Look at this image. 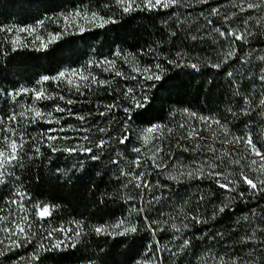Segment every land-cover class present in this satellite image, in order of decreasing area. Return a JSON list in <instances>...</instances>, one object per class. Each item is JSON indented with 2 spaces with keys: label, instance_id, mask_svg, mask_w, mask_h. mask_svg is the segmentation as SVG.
Masks as SVG:
<instances>
[{
  "label": "trees",
  "instance_id": "1",
  "mask_svg": "<svg viewBox=\"0 0 264 264\" xmlns=\"http://www.w3.org/2000/svg\"><path fill=\"white\" fill-rule=\"evenodd\" d=\"M110 4V8H105V4ZM191 6H184L187 4ZM232 0H208L205 4L197 3L196 0H179L178 4L169 9H160L153 12L136 11L131 14L122 15L120 8L116 5V0H0V24L24 25L35 24L37 19H45L46 16H53L60 12H73L76 9H84L87 5L92 11H97L101 15L115 16L117 22L109 24L104 28L95 27L84 33L78 31L73 33L71 30L64 35L61 40L50 45L48 49L40 52L34 51L40 41L32 44L36 36L41 40L47 41L48 33L60 31L64 27L61 19L55 23L45 19V25L37 28V31L29 36L27 33H21L22 43H27L29 47H20L17 52L11 51V44L7 45L9 56L0 55V88L11 89L12 87H43L47 96L62 94L66 98H72L76 103L69 106L65 101H60L58 96L53 99H44L37 102L44 112L53 111L55 104H61L66 108L78 114H85L88 111L95 112L97 105L113 103L116 97L108 94L109 89H100L92 85V91L85 89V95L80 96L75 93L77 84L83 86L86 82L79 77L62 78L60 82L48 81L43 85H37L36 80L40 75H55L62 70L78 69L83 70L84 75L89 72L96 75L99 79H113L114 84L119 83L123 86L125 83H134L133 81H124L118 77H113L109 72L104 71V66L87 67L86 62L90 58H98L99 55L110 56L117 49L125 53V57L117 60V68L126 74H132V68L151 65L153 70L157 62L165 67L161 73L162 78L153 83L154 87L148 92L149 100L140 109L132 112L130 115L133 127L138 129L136 135L132 136L127 142V146L120 145L118 139L111 141V146L102 155L101 159L93 161L90 158L85 161L83 169H73L76 162V156H68L63 152L53 154L50 149L42 148L46 153L45 157L29 160L24 157V167H15L14 175L7 179L6 185H0V216L8 215V208L11 207L14 212L15 205L6 203L11 198L21 200L22 203L32 213L30 216L31 230L40 233L42 236L54 228H75L70 221H82L89 225L116 224L122 218L129 215L128 203L139 205L141 201L137 198L135 201L125 202L127 197L136 196V181L131 175L121 176V170L125 172L141 171L146 165L150 168L153 163L154 148L163 145L167 150L171 146V157L165 161L168 164H183L184 171L187 172L190 167L195 166V162L207 158L211 155L208 152L199 154L193 152H184L177 147V143L184 144L187 147L195 148V143H189L188 140H180L181 136L186 137L190 128H181V123L191 124L199 133L198 139L201 144L205 142L214 144L220 150L218 154L225 156V172H231L227 156L231 154L234 159H239L235 151L230 153L227 150L235 149L243 153L245 146L243 144H226L221 146L220 141L224 137L222 128L212 124L211 129L204 127L199 121V115L213 116L225 121L234 135L243 132L246 124H251L258 138H264V123L257 127V122L264 120V117L252 113L251 116L244 115L240 109H237L238 116L233 119L227 112L229 107H236L238 97L233 96L234 85L229 84L225 79V71L232 70L236 73V79L243 85L241 95L250 92L252 87L258 85V81L249 80L241 76V73L248 72L249 66L241 67L239 59L230 61L229 64L218 72L210 67V62L218 58L220 44L223 40L217 42L218 34L209 32L212 25L207 23L211 19L216 27L224 26L223 15L231 14L237 11L231 7ZM223 5V7H221ZM211 7L220 8V16H208ZM181 22L178 24L176 18ZM163 20H168L170 27L164 26ZM243 27V24H240ZM175 32L176 35H171ZM199 34L202 40L193 42L191 35ZM9 34L0 33V41L4 40ZM225 49L227 44H224ZM153 49L149 52V49ZM95 50V53L93 52ZM250 49H255L251 54L252 64L251 73L259 74L261 68H264V62L256 59L258 55H264V35L256 38L251 44H243L237 50V57L249 58ZM177 52L185 54L188 62H195L199 66V71L190 67H174L167 63L168 59H176ZM71 79V84H69ZM59 83V87L57 84ZM71 89V93L69 92ZM256 91L259 92L257 86ZM21 101L32 103L31 94L17 98ZM13 108L17 112L21 111L20 105L14 104L11 98L7 101L0 96V117L7 123V115L11 114ZM187 109L188 111H185ZM195 112L197 118L193 119L189 113ZM60 116V125H63L64 132L57 131V136L67 135L72 139L56 140L53 143L57 147L75 146L78 142L77 136H90L92 143L87 144L95 149V143L103 135L98 132L96 127H92V122L97 121L98 127H108L113 137L120 136V127L111 126L107 120H103L98 115L87 118V122L81 124L75 117L67 113H54ZM117 119L124 117L121 110H114L112 113ZM154 124H160L162 128L153 129L148 132L147 129ZM54 122L48 125L39 122L27 127V134L37 136L41 128H59ZM16 125H14L15 127ZM70 126L75 128H92L91 133H76ZM168 128L172 132H168ZM18 138V136H17ZM27 138V136H26ZM38 138V137H37ZM231 139V136L228 137ZM79 143H84L80 140ZM140 148V153L133 151V148ZM29 154L31 148L28 149ZM160 155H163L161 153ZM47 157H51L49 160ZM195 157V159H194ZM119 159L118 165H113L111 159ZM139 158L142 161L141 168H136L134 161ZM57 169L60 171L58 172ZM172 168L163 175H156L155 172L150 177L153 186L159 180L166 185L161 189L154 188V194L160 195L161 191L167 198L168 204L162 206V214L153 213V219L159 221V227L168 228V231L158 233L153 237L151 233L141 231L132 237L117 238L111 241L108 246L107 254L103 255L100 264H122L123 259H133L138 254L143 255L148 243H154L159 240L161 245L167 244L175 250L174 243H169L172 238L171 224L182 227L185 212L189 217L190 227L186 230L188 237L193 241V247L187 253L173 257L167 251L157 253V259L161 264H213V261L207 259L209 255L219 253L220 256L238 255L244 260H248L247 253L250 252L252 245L240 243L246 233L251 232V228L245 222L244 217L249 216L252 208L264 207V196L257 199L236 200L233 207L226 208L224 213L218 212L219 200H224L219 196L224 190L218 189L211 180L193 178L190 181L187 177L185 182L178 184L175 180L168 178L174 175ZM7 175V174H6ZM255 176V173H251ZM20 177V180H16ZM128 186L125 188L124 185ZM246 188V185H242ZM26 192L28 195L20 197L18 192ZM31 196L29 200L28 196ZM201 195L205 200L198 208H194L196 201ZM233 195H236L233 193ZM219 196V200L217 199ZM103 200V203L101 201ZM258 201V202H257ZM227 202V201H226ZM33 203H39L40 207L47 206L49 214L41 218L35 213L32 207ZM171 205V206H169ZM174 206V207H172ZM216 209V216L213 218V209ZM196 215L206 219L207 223H196L191 220V216ZM239 221V223H237ZM140 222H143L141 216ZM132 223H137L133 220ZM156 225H154L155 227ZM88 231L87 229L85 230ZM217 233L223 234V239L217 236ZM56 236L63 239V234L55 233ZM214 239H210L213 238ZM40 237H37L39 239ZM105 237H97L94 231L82 236L81 241L75 248L68 247L60 252L43 253V264H98L96 256L99 253L98 247L102 244ZM4 239V233L0 232V240ZM110 239V238H109ZM27 247L13 249L8 251L5 257H0V264H24L19 260L21 256H27L32 251L34 244ZM47 243V241H44ZM7 243V241H5ZM212 245L209 252V245ZM0 250H4L0 245ZM139 258V256H137ZM155 264V262H154ZM217 264L219 260L217 258Z\"/></svg>",
  "mask_w": 264,
  "mask_h": 264
},
{
  "label": "snow or ice",
  "instance_id": "2",
  "mask_svg": "<svg viewBox=\"0 0 264 264\" xmlns=\"http://www.w3.org/2000/svg\"><path fill=\"white\" fill-rule=\"evenodd\" d=\"M179 0H116V5L120 8L122 15L131 14L136 11L141 12H153L160 9H169L171 6L178 4ZM197 3L205 4L208 0H196ZM184 6H191L187 4ZM105 8H110V4H105ZM223 7V5H221ZM231 7L237 9V11H232L231 14H224V26L216 27L211 19L207 20L212 28L209 32L218 34L217 42L223 40L224 43L220 44V50L218 52V58L214 62H210V67L216 69L218 72L224 67V65L229 64L230 61L239 59L241 67L249 66V71L241 73V76L247 77L249 80L258 81V85L252 87L250 92H245L241 95L243 85L241 81L236 79V73L232 70L225 71V79L229 82L230 86L234 85L233 96L238 97L236 107H229L227 112L231 114L233 119L237 118V109H240L244 115L251 116L255 113L257 116L264 117V68H261L259 74L251 73L250 68L252 64L251 54L255 49H250L249 58L244 59L242 57H237L236 52L243 44H251L253 40L264 35V0H232ZM208 16H220L221 11L218 7H211ZM45 19L59 23L62 19L64 22V27L60 31L48 33L47 41L41 40L39 36H36L32 44H36V41H40L39 45L34 49L36 52L41 50H46L48 47L57 41L61 40L62 37L69 33L71 30L73 33L79 32L84 33L87 30H92L95 27L104 28L109 24H115L117 22L115 16H105L101 15L97 11H92L87 5L84 9H76L73 12H60L53 16H46ZM45 19H37L35 24H24V25H11L0 24V33L9 34L11 39L9 40L8 35L5 36L4 40L0 41V55L3 57L9 56V51L7 45L11 44V51L17 52L20 47L27 48L29 45L27 43H22L20 39L21 33H27L29 36L33 35L37 28L43 27L45 25ZM83 21L80 23L79 21ZM178 24L181 22L179 18H176ZM162 23L166 27H170L168 20H163ZM243 27H240V24ZM171 35H176L172 32ZM191 40L196 42L197 40H202L203 37L199 34L191 35ZM227 44L225 49L224 44ZM153 49H149L152 52ZM264 51V50H261ZM95 53V50L93 49ZM176 59H168L167 63L173 65L174 67H190L193 70L199 71V66L195 62H188L185 58V54L177 52ZM109 56L99 55L98 58H90L86 64L90 69L95 65V67L104 66V71L109 72L113 77H118L124 81H133L134 83H125L121 86L119 83L114 84L113 79H99L96 75L91 72L88 75H84L83 70L71 69L59 71L55 75L43 74L40 75L36 80L37 85H43V83L48 81L60 82L62 78L67 77H79L80 80L86 83L81 86L76 85L75 93L80 96L85 95V89L88 92L92 91V85H96L100 89H109L108 94L116 97L113 103L97 105L95 112L88 111L85 114H78L71 110V108H66L61 104H55L53 111L44 112L43 108L38 105L37 102L44 99H53L58 96L60 101H65L67 105L71 106L77 101L72 98H66L62 94H54L53 96H47L46 91L43 87H12L11 89L0 88V96L4 97L7 101L8 98L16 105H20L21 111L17 112L15 108L11 114L7 115V123L5 119L0 117V185H6L7 179L14 175L15 167H24V157L27 156L29 160L39 157H45L46 153L42 151V148L50 149V151L55 154L57 152H63L68 156H76V162L73 165V169H83L85 161L91 159L93 161L101 159L102 155L111 146V141L117 140L120 145L127 146V142L132 136L136 135L138 129L133 127L130 115L137 109L142 108L149 100L148 92L155 86L153 81L158 82L166 69L163 64L157 62L154 66L148 65L140 68L139 66L132 68V74H126L125 72L117 68V60L121 57H125V53L122 50L117 49L112 52ZM261 62H264V55H258L256 57ZM69 84H71V79H69ZM257 86L259 87V92L256 91ZM59 87V83L57 84ZM71 89L69 92L71 93ZM31 94L32 103L29 105L27 101L18 100V97L29 96ZM124 113V117L117 119L112 115L114 110H121ZM185 111H188L185 109ZM54 113H67L70 116L75 117L77 120L84 124L87 122V118L93 115H98L103 120H107L108 124L111 126L120 127V136L113 137L110 134V129L108 127H98V122L93 121L92 127H96L98 132L103 134L98 138V142L95 143L94 151L93 147L87 146V144L92 143L90 136H77V143L75 146H63L57 147L53 141L56 140H68L72 139L67 135L57 136L54 133L57 131L64 132L63 125H60V116L54 115ZM190 117L195 119L198 114L195 112L189 113ZM200 123L209 129H211L212 124L217 127L222 128L224 132V137L220 141L223 147L226 144L235 143L237 145L243 144L245 146L243 153L232 149L227 150L229 153L235 151L239 159H234L231 154L227 156L229 161V167L232 168L231 172L226 173L224 169L225 156L223 154H218L220 152L214 144L205 142L201 144L198 139L194 140V137H199V133L196 131L195 127L191 124L181 123L180 127H188L191 131L188 132L187 136H181L180 140H188L189 143H195V148L187 147L184 144L177 143V147L184 152H193L199 154L201 152H208L211 155L207 156L205 159H201L195 162L194 167H190L187 172L184 171V165L181 163L168 164L167 161L171 157V146L166 150L162 143L161 145L155 146L153 163L149 168L146 165L141 171H129L125 172L121 170L120 175H131L132 180L136 181L135 187L138 189L136 196H129L126 199L128 201H135L137 198L141 201L139 205L136 203H128L127 217L122 218L116 224H99V225H89L82 221H70L69 224H74L73 227H60L54 228L51 231H47L46 235H41L40 233L33 232L31 230L30 216L32 213L29 209L22 203L21 200L11 198L6 201L9 205H15L14 210L9 207L7 216H0V232L4 233V239L0 240V245H3L4 250H0V257H5L8 251L13 249H19L22 247H27L29 244H33V241L37 242L34 244L32 251L27 254V256L19 257L20 261L24 264H43L42 254L60 252L68 247L75 248L77 243L81 241L82 236L89 234L94 231L95 235L99 237H105L102 239V244L99 249V253L96 256V261L98 264L101 262L103 255L107 254L108 246L111 241L117 240V238L126 239L132 237L141 231L151 233L153 237H156L158 233L168 231V228L159 227V221L153 219V213L162 214V206L168 204L167 198L163 195L162 191L160 195L154 194L155 189L163 190L166 185L157 181L156 185L153 186L150 177L155 172L156 175H163L172 168L175 172L174 175H169L168 178L175 180L178 184L184 183V178L190 181L193 178L196 179H208L216 185L218 189L224 190L219 194L223 196L224 200H219L218 212L224 213L226 208L233 207V202L236 200H248L257 199L264 196V138H258V134L252 128V125L246 124L243 132L239 135H234L231 129L228 127L226 119L222 122L220 119L213 116L199 115ZM39 122L52 125L53 122L56 125H60L59 128H41L37 132V136H30L27 134V127L29 125H34ZM264 123V120L257 122V127ZM14 125H16L14 127ZM160 124H154L147 129L148 132H152L153 129L162 128ZM71 130L80 133L88 132L91 133L92 128H75L70 126ZM169 133L172 132L171 128L167 129ZM18 136V138H17ZM27 136V138H26ZM231 136L229 140L228 137ZM38 137V138H37ZM82 140L84 143H79ZM31 148V153L29 154L28 149ZM133 151L140 153L141 149L134 147ZM163 153V155H160ZM51 160V157H47ZM173 160L174 157H171ZM195 159V157H194ZM113 165L119 164V159H111L110 161ZM136 168H141L142 161L137 158L134 161ZM59 172L60 170L57 169ZM255 173V176L251 175ZM7 174V175H6ZM16 180H20V177H16ZM242 185H246L244 188ZM128 185L125 184L126 188ZM235 193L236 195H233ZM18 196L24 197L28 195L26 192H18ZM31 200V196H28ZM205 200V196L201 195L199 200L196 201L194 208H198ZM227 201V202H226ZM258 202V201H257ZM103 203V200L101 201ZM171 206V205H169ZM32 207L35 209V213L41 218L47 217L49 214V208L44 206L40 207L39 203H33ZM174 207V206H172ZM3 211V209H0ZM217 212L213 209V218H215ZM141 216L143 217V222H140ZM250 217L245 216L244 220L251 228L250 233H246L241 239L240 243L252 245L251 250L247 253L249 259L244 260L243 264H264V207L252 208L250 212ZM136 220L137 223H132ZM191 220L196 223H207L206 219H202L196 215L191 216ZM239 223V221H237ZM154 225H156L154 227ZM189 217L187 212H185L184 221L182 222V227L176 224H171L172 238L169 243H174L176 248L173 250L168 247L167 244L161 245L159 240H155L154 243H148L146 245V251L139 258L134 257L131 260L127 258L123 259L122 264H161L157 259V253H162L167 251L173 257L181 256L187 253L193 247V241L191 237H188L186 230L189 229ZM88 230L87 232L85 230ZM56 232L63 234V239L55 235ZM223 239L222 233H217ZM37 237H40L37 239ZM110 238V239H109ZM210 239H214L210 238ZM7 241V243H5ZM44 241H47L45 243ZM212 245H209V252L211 251ZM217 258L219 264H241L243 258L238 255H227L220 256L219 253L209 255L207 259L213 261V264H217ZM206 264V262H205Z\"/></svg>",
  "mask_w": 264,
  "mask_h": 264
},
{
  "label": "rangeland",
  "instance_id": "3",
  "mask_svg": "<svg viewBox=\"0 0 264 264\" xmlns=\"http://www.w3.org/2000/svg\"><path fill=\"white\" fill-rule=\"evenodd\" d=\"M80 23H83V21L81 20V21H79ZM45 218V217H44Z\"/></svg>",
  "mask_w": 264,
  "mask_h": 264
}]
</instances>
